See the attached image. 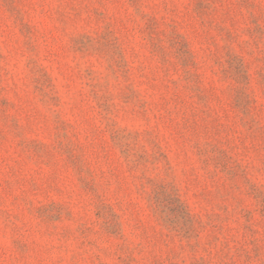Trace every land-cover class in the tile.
Listing matches in <instances>:
<instances>
[{"label":"rangeland","instance_id":"obj_1","mask_svg":"<svg viewBox=\"0 0 264 264\" xmlns=\"http://www.w3.org/2000/svg\"><path fill=\"white\" fill-rule=\"evenodd\" d=\"M0 264H264V0H0Z\"/></svg>","mask_w":264,"mask_h":264}]
</instances>
